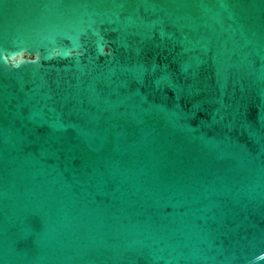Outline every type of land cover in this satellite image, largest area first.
<instances>
[{"label": "water", "instance_id": "1", "mask_svg": "<svg viewBox=\"0 0 264 264\" xmlns=\"http://www.w3.org/2000/svg\"><path fill=\"white\" fill-rule=\"evenodd\" d=\"M0 264H264V0H0Z\"/></svg>", "mask_w": 264, "mask_h": 264}]
</instances>
